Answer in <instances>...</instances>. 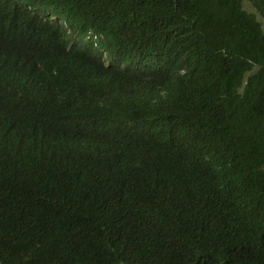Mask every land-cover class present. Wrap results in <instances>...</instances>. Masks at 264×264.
I'll list each match as a JSON object with an SVG mask.
<instances>
[{
	"label": "trees",
	"instance_id": "trees-1",
	"mask_svg": "<svg viewBox=\"0 0 264 264\" xmlns=\"http://www.w3.org/2000/svg\"><path fill=\"white\" fill-rule=\"evenodd\" d=\"M0 264H264V0H0Z\"/></svg>",
	"mask_w": 264,
	"mask_h": 264
},
{
	"label": "rangeland",
	"instance_id": "rangeland-1",
	"mask_svg": "<svg viewBox=\"0 0 264 264\" xmlns=\"http://www.w3.org/2000/svg\"><path fill=\"white\" fill-rule=\"evenodd\" d=\"M248 7V6H247ZM262 20V19H261Z\"/></svg>",
	"mask_w": 264,
	"mask_h": 264
}]
</instances>
